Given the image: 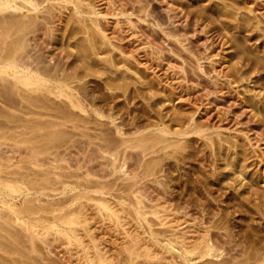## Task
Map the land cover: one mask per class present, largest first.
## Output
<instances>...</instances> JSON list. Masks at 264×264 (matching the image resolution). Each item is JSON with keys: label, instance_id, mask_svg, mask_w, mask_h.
<instances>
[{"label": "rangeland", "instance_id": "rangeland-1", "mask_svg": "<svg viewBox=\"0 0 264 264\" xmlns=\"http://www.w3.org/2000/svg\"><path fill=\"white\" fill-rule=\"evenodd\" d=\"M59 1L40 5L44 12L48 9L40 12L39 36L53 39L56 46L48 42L45 47L49 53L71 55L77 78L71 84L85 98L88 113L53 97L40 108L25 105L18 93L3 92L0 83V166L22 172L34 167L56 177L44 194L27 196L38 198L27 202L39 209L20 210L28 226L0 220V235L8 243L15 237L20 245L36 244L47 262L73 264L80 247L50 226L61 223L55 217L60 211L77 207L89 226H78L84 243L99 245L114 264H264V0H83L99 11L83 19L74 14L72 3ZM91 17L99 23L96 50L88 39L86 24L95 27ZM191 118L194 131L173 132L185 130ZM163 124L171 125L166 135L174 137L171 146L150 148L147 140L145 153L132 146L136 137ZM34 133H57L62 139L52 141L53 136L40 146ZM103 140L114 141L109 152H103ZM35 145L41 150L38 161L22 160ZM150 162L155 173L139 180L141 193L131 192L135 186L129 191L128 182ZM63 184L69 185L64 192ZM80 192L107 199L120 212L119 221L97 212L94 199L73 197ZM135 194L143 201L144 216L138 215ZM24 198L17 197L14 206L23 209ZM0 214L10 216L9 206L0 208ZM206 241L217 248L211 255H182L181 246L201 248ZM168 242H176L177 249ZM126 248L138 254L131 262Z\"/></svg>", "mask_w": 264, "mask_h": 264}, {"label": "bare ground", "instance_id": "bare-ground-1", "mask_svg": "<svg viewBox=\"0 0 264 264\" xmlns=\"http://www.w3.org/2000/svg\"><path fill=\"white\" fill-rule=\"evenodd\" d=\"M48 2V1H52V4H54L55 2L53 1H59V0H0V83H2L4 89L2 88V91H6V92H10V95L12 93H18L21 100L24 102V104H30V105H34L35 107H39L42 105L43 106V102L45 103V101H49V99H51V97L53 98H57L59 100V102L61 103H65L68 104L69 106L73 107V108H77L81 111V113L83 112H87L88 113V106L89 105H85V98L83 97V95H81V93H79L78 90H76V86L74 85V87L72 86L71 82L76 81V79L74 77H76V72L74 67V65H72V63L70 62V60L72 61V59L69 60V57L71 56H64L61 53H63L61 51V55H53L51 54L52 52L49 53V51H47L45 49V47H47L49 45L53 46L54 41L53 39L51 40V37L49 38V40H51L50 42L47 40V38L44 40V37H40L39 34H41V36H43V32L39 33L40 27H39V23H38V19L40 17V12L42 11V13H45L47 11V7L50 5H46L47 9L44 12L43 10H41L40 5L43 2ZM63 2H70L73 4L74 9L73 12L74 14L78 17V18H82L83 17H87L86 15L90 14L92 16L95 15H99V11L97 12L93 7L92 4H85L82 3L83 0H61ZM55 3V4H56ZM60 3V1H59ZM62 3V2H61ZM51 4V2L49 3ZM51 4V6H52ZM62 5V4H61ZM51 6L49 7V10L51 8ZM55 6V5H53ZM53 9V8H52ZM51 9V10H52ZM52 12V11H50ZM51 15V14H50ZM101 15V14H100ZM42 16V15H41ZM45 16V15H44ZM43 17V16H42ZM90 17V16H89ZM92 18V17H91ZM48 19V18H47ZM89 19V18H87ZM86 20V19H85ZM42 21V20H41ZM89 22V20H88ZM91 22L95 25L94 28L90 27L88 24L87 25V31L89 34V44L90 46L95 49L96 45H95V33L98 32L99 27L98 24L95 21V19H91ZM91 22H89L91 24ZM43 23V22H42ZM41 23V24H42ZM44 24V23H43ZM51 26V25H50ZM39 27V28H38ZM51 28V27H49ZM45 29V28H43ZM47 29V28H46ZM86 29V28H85ZM38 30V33H36V31ZM42 30V29H41ZM48 31V30H47ZM101 31V30H100ZM41 32V31H40ZM49 32V31H48ZM52 32V31H51ZM103 32V31H101ZM45 33V32H44ZM53 33V32H52ZM87 33V32H86ZM87 34V35H88ZM99 34H101L99 32ZM51 35V34H50ZM53 35V34H52ZM55 35L56 32H55ZM105 35V34H104ZM103 36V35H101ZM47 37V36H46ZM99 37V36H98ZM105 38V37H104ZM56 39V38H55ZM96 40V39H95ZM49 42V43H48ZM48 43V45H47ZM88 43V42H87ZM84 44V43H83ZM86 44V41H85ZM47 45V46H46ZM81 45V44H80ZM79 45V46H80ZM54 46H56L54 44ZM83 46V45H82ZM85 47L87 45H84ZM48 47V49H49ZM54 48V47H53ZM57 48V47H56ZM54 48V49H56ZM52 49V48H51ZM63 50V49H62ZM87 50V49H86ZM92 50V49H91ZM96 50V49H95ZM94 50V51H95ZM54 51V50H53ZM57 51V50H56ZM83 51V50H82ZM90 51V50H89ZM85 48H84V52L85 53ZM93 52V51H92ZM57 53V52H56ZM68 53V52H67ZM91 53V52H90ZM71 54V52H70ZM95 54V53H94ZM66 55V54H65ZM84 55V54H83ZM89 55V54H88ZM91 59V58H90ZM78 60V59H77ZM94 60V59H93ZM95 62V60H94ZM93 63V62H92ZM77 67V66H75ZM79 75V74H77ZM81 76V75H80ZM74 78V79H72ZM106 82V81H105ZM101 84V82H100ZM0 85V86H2ZM80 87V86H79ZM1 88V87H0ZM81 88V87H80ZM83 91V90H82ZM5 92V93H6ZM12 92V93H11ZM81 92V90H80ZM89 92V91H88ZM4 94V93H1ZM8 94V93H7ZM83 94V93H82ZM86 94V93H85ZM89 94V93H88ZM6 95H4L5 97ZM93 97V96H92ZM19 99V98H18ZM12 100V98H11ZM89 100V99H88ZM19 101V100H18ZM46 101V102H47ZM21 102V101H20ZM51 103V102H50ZM40 104V105H39ZM46 104V103H45ZM88 104V103H87ZM94 104V103H93ZM48 105V104H47ZM92 105V104H91ZM97 105V104H96ZM45 106V105H44ZM100 106V105H99ZM55 107V106H54ZM67 107V106H66ZM42 108V107H41ZM44 108V107H43ZM63 108V106H62ZM70 108V107H69ZM68 108V109H69ZM31 109V108H30ZM58 109V108H57ZM33 110V109H32ZM46 110V109H45ZM44 110V111H45ZM56 110V109H55ZM61 110V109H60ZM65 110V109H64ZM102 110V109H101ZM40 111V110H39ZM41 111V112H44ZM57 111V110H56ZM59 111V110H58ZM68 111V110H67ZM70 111V110H69ZM68 111V112H69ZM28 112V111H27ZM55 112V111H54ZM72 112V110H71ZM94 112L97 115H102L100 114L101 112L96 108V106L94 107ZM32 113V112H31ZM37 113V112H36ZM82 113V114H83ZM90 113V112H89ZM109 113V112H108ZM48 114V113H47ZM74 114V113H73ZM105 114V113H104ZM112 114V112H111ZM40 115V114H39ZM54 115V113H53ZM58 114H55V116ZM75 115V114H74ZM81 115V114H79ZM114 115V114H113ZM112 115V116H113ZM44 116V115H43ZM60 116V115H59ZM70 116V115H69ZM82 116V115H81ZM111 116V117H112ZM61 117V116H60ZM59 117V118H60ZM68 117V116H67ZM73 117V116H72ZM70 117L68 118V120L72 121L73 118ZM75 117V116H74ZM100 119V118H99ZM98 119V120H99ZM66 120V118H65ZM189 120V119H188ZM46 120H44L45 122ZM50 122V120H49ZM59 122V121H58ZM74 122V121H73ZM76 122V121H75ZM114 122V121H113ZM194 120L191 118L189 120V125L185 127V130H181V129H176L173 132L176 135H185L186 133H190L192 131H194L196 129V127H191L193 124ZM41 123V122H40ZM46 123V122H45ZM188 123V122H187ZM6 124V123H5ZM43 124V123H42ZM48 124V123H47ZM60 124V123H59ZM78 124V123H77ZM166 124V123H165ZM159 125V127H157V131L153 132V133H148V134H144L143 137H134L135 142L133 143V145L130 143V145H132L134 147V144L136 146H140V148L142 149V151L148 150L146 149L147 144H145V141H151V145L150 148H152V146H156L158 145V147L160 148V150L171 146V143H174V141L172 142V140L174 139H169L166 137L167 134L171 133V129L169 128L170 126L167 125ZM45 125V124H44ZM57 125V124H56ZM55 125V126H56ZM62 125V124H61ZM6 126V125H5ZM37 126V124H36ZM40 126V125H39ZM73 126V124H72ZM79 126V125H78ZM83 127V125H81ZM47 127V126H46ZM78 128V127H77ZM183 128V127H181ZM10 129H12L10 127ZM174 129V128H173ZM14 130V129H12ZM171 130V131H170ZM2 131V130H1ZM4 131V130H3ZM6 131V130H5ZM4 131V133H6ZM10 131V130H9ZM9 131L7 133H9ZM83 131V129H82ZM85 131V130H84ZM15 132V131H14ZM172 132V134H173ZM3 133V132H2ZM11 133V131H10ZM99 133V132H98ZM97 133V134H98ZM16 135H20L15 133ZM25 134V132H23V135ZM37 133H34V135ZM39 134V133H38ZM33 135L32 137H36V138H32V139H37V140H33L35 141V143L37 141H39V145L40 146H44L45 144L47 145L46 141H51L50 138L53 139L52 141H59L62 139L61 134H55L52 137L49 136L48 134L44 133V134H40V135ZM82 134V133H81ZM84 134V133H83ZM82 134V135H83ZM104 134V133H103ZM2 135V134H0ZM11 135V134H10ZM22 135V136H23ZM32 135V134H31ZM29 135V136H31ZM52 135V133H51ZM85 135V134H84ZM87 135V134H86ZM102 135V134H101ZM105 136V135H104ZM7 137V136H6ZM11 137V136H10ZM107 137V136H106ZM21 138V136H20ZM91 138V137H90ZM104 138V137H103ZM102 138V139H103ZM1 139V137H0ZM3 139V137H2ZM16 139V138H15ZM19 139V138H18ZM24 137L22 138V142H23ZM31 140V138L28 137V140ZM100 139V138H99ZM101 139V140H102ZM133 139V138H132ZM17 140V139H16ZM21 140V139H20ZM29 140V141H30ZM171 140V141H170ZM176 140V139H175ZM14 141V140H13ZM18 141V140H17ZM51 141V142H52ZM105 141V140H103ZM111 141V140H110ZM113 141V140H112ZM177 141V140H176ZM31 142V141H30ZM74 142V141H73ZM116 142V141H115ZM4 143V142H3ZM38 143V142H37ZM54 143V142H53ZM106 143V141H105ZM112 143V142H110ZM110 143H106L107 145L105 146L106 148H104L103 152L105 151H110ZM114 143V141H113ZM112 143V145H113ZM176 143V142H175ZM100 143H98L99 145ZM103 144V143H101ZM116 144V143H115ZM5 145V144H4ZM26 145V144H25ZM24 145V146H25ZM49 145V144H48ZM70 145V144H69ZM126 145V144H125ZM2 146V145H1ZM0 146V147H1ZM8 146V145H7ZM12 146V145H11ZM119 146V144H118ZM135 146V147H136ZM146 146V147H145ZM149 146V144H148ZM10 147V146H8ZM45 146V150H48ZM74 147V145L72 146ZM99 147V146H98ZM102 147V146H101ZM100 147V148H101ZM104 147V145H103ZM2 148V147H1ZM6 148V147H5ZM14 148V147H13ZM38 146H31L29 149V154L28 155H24V157L22 156V160H28V161H32L33 163L38 161L37 159V155L40 153L38 150ZM75 148V147H74ZM73 148V149H74ZM114 148V147H113ZM149 148V147H148ZM158 148V150H159ZM12 149V148H11ZM77 149V147L75 148ZM140 149V150H141ZM10 151V149H8ZM14 150V149H13ZM44 150V149H43ZM2 151V150H1ZM15 151V150H14ZM50 151V150H48ZM47 151V152H48ZM52 151V150H51ZM73 151V150H72ZM100 151V150H99ZM102 151V149H101ZM16 152V151H15ZM112 152V151H111ZM141 152V151H140ZM2 153V152H0ZM6 153V152H5ZM12 153V152H11ZM17 153V152H16ZM21 153V151H20ZM23 153V152H22ZM116 153V151L114 152ZM10 154V153H9ZM57 155V153H56ZM102 155V154H101ZM105 155V154H104ZM108 155V154H106ZM115 155V154H114ZM3 156V155H2ZM9 156V155H7ZM39 156V155H38ZM4 157V156H3ZM10 157V156H9ZM13 157V156H12ZM11 157V158H12ZM49 157V156H48ZM51 157V156H50ZM55 157V156H54ZM2 158V157H1ZM7 158V157H6ZM43 158V157H42ZM56 158V157H55ZM113 158V157H112ZM116 158V157H115ZM9 159V158H8ZM17 159V158H16ZM19 159V158H18ZM53 159V158H52ZM111 159V157H110ZM40 160V159H39ZM43 160V159H42ZM49 160V159H48ZM108 160V159H107ZM113 160V159H112ZM116 160V159H115ZM114 160V163H115ZM5 161V160H4ZM90 161V160H89ZM2 162V161H1ZM0 162V165H2V163ZM11 162V161H10ZM54 162V161H53ZM153 162V161H152ZM147 163L145 165L144 170H142L141 174L139 175H135L133 176V179H135V181L131 180V182H128V188L129 191L131 188H133L134 186L137 187L135 189H133V191L131 190V192H138L141 193V189H140V185L138 184L139 180L142 179L145 176H148L150 174H154L153 171L154 170V166H156L154 163L158 162L157 160H154V163ZM22 163V162H21ZM20 163V164H21ZM31 163V162H30ZM17 164V162H16ZM15 164V165H16ZM53 164V163H52ZM19 165V164H18ZM22 165V164H21ZM19 167H22V166ZM24 165V164H23ZM33 165V164H32ZM38 165V164H37ZM36 165V166H37ZM35 166V165H34ZM39 166V165H38ZM84 166V165H83ZM15 167V166H14ZM13 167V168H14ZM26 167V166H25ZM12 168V167H11ZM27 168V167H26ZM30 168V167H28ZM27 168V169H28ZM34 167H32V170L29 171H25L22 172L21 169H7L6 171L2 169V167L0 166V208H2L3 206L8 205L10 208V216H3L2 214H0V220H9L12 219L14 222L21 224V226H25L27 227V222L25 219H21V217L19 216V212L26 210L29 212H33L37 209L36 204L31 203L28 205V202H32L34 199V201H36L38 198H34L32 199L31 197L28 198L27 196H29V194H31L32 192H40L44 189H48V182L49 184L52 183L54 184V182H51L52 179L46 176L47 169L46 172H40L38 169V171L33 170ZM114 168H116L114 166ZM156 169V168H155ZM23 170V169H22ZM4 171V174H2L1 172ZM120 173V171H118ZM126 172V171H124ZM50 174V173H49ZM38 175L40 176L38 178ZM122 175V174H121ZM56 176V175H55ZM54 176V177H55ZM72 176V175H71ZM50 179V180H49ZM56 179V177L54 178ZM53 179V180H54ZM40 180V181H39ZM52 180V181H53ZM87 180V179H85ZM56 181V180H55ZM63 182H67V180H63ZM70 181V180H69ZM57 182V181H56ZM88 182V181H87ZM69 183V182H68ZM70 183H72L70 181ZM76 183H78V181H76ZM82 183L80 182L79 185H81ZM84 184V183H83ZM89 184V183H88ZM138 184V186H137ZM61 185V184H60ZM72 185V184H71ZM90 185V184H89ZM53 186V185H52ZM74 186V185H73ZM72 186V188H74ZM82 186H86V185H82ZM68 187L69 189V185L63 184V192L64 190ZM77 187V186H76ZM75 187V188H76ZM100 187V186H99ZM51 188V187H49ZM55 187L53 186L52 190ZM61 188V187H60ZM74 188V189H75ZM79 188V187H78ZM86 189L88 187H85ZM92 188V187H91ZM57 189V188H56ZM90 189V188H89ZM88 189V190H89ZM94 189V187H93ZM95 193L97 192L98 194H103L104 191H102L101 189L97 190V188H95ZM55 190V189H54ZM76 190V189H75ZM74 190V191H75ZM78 191V190H77ZM40 192V193H42ZM49 192V191H48ZM61 192V191H60ZM58 192V193H60ZM62 192V193H63ZM67 192V191H66ZM72 192V191H71ZM57 193V192H56ZM83 193H87L83 192ZM82 192L76 194L75 196H73L74 198H76L77 200L83 198H87V199H94L95 200V206L97 207L96 209L98 210L97 212L103 214V216L107 217L110 221H119V215L120 212L114 208V206L104 197H98V198H94L92 197L93 195H91V197L87 194H83ZM44 194V192H43ZM52 194V193H51ZM65 194V193H64ZM20 195H25V198L23 199V201L27 202V205L23 206V209L17 208L16 206H14V200L17 199V197H20ZM72 195V194H71ZM136 195V194H135ZM49 196V195H48ZM36 197V196H35ZM70 197V196H69ZM136 197V209L138 212V215L141 216V214L147 212V211H140L141 207L143 204L142 200L139 199L138 195L135 196ZM67 199V198H66ZM70 200V199H69ZM42 201V200H41ZM57 201V200H56ZM65 201V200H64ZM20 202V201H19ZM39 202V201H38ZM37 202V204H38ZM62 202V201H61ZM75 202V201H74ZM23 203V202H22ZM42 203V202H41ZM50 203V202H49ZM55 203V202H53ZM59 203V202H58ZM58 203L56 205H58ZM73 203V202H72ZM78 203V202H77ZM26 204V203H25ZM54 204V205H55ZM76 204V203H75ZM19 205V204H18ZM44 205V204H43ZM47 205V203H46ZM53 205V206H54ZM62 205H64L62 203ZM145 205V203H144ZM20 206V205H19ZM52 206V207H53ZM61 207V205H59ZM72 206V205H71ZM134 206V205H133ZM40 207V206H39ZM56 207V206H55ZM58 207V206H57ZM43 208H45L43 206ZM51 208V206H50ZM77 208V207H76ZM76 208L73 211H69V212H65L62 213V211H60V213L56 214L53 213L55 215V217L57 219H61L60 220V224L56 223L53 224L52 226H50L52 228V230L54 229V231H56L57 233L59 232V234L64 235L67 239H68V244L70 245H76L78 248L80 247L81 249V253H77L76 255V259L73 261V264H114L113 260L108 258V256L106 255V252H103L102 248L99 247V245H97L96 243L93 244H86L84 243V240L82 239V236L79 233V227L81 228H86L87 227V222H86V216L85 218L81 216L79 209ZM71 209V208H70ZM81 209V207H80ZM156 209V208H155ZM21 210V211H20ZM42 210V208L40 209ZM63 210V209H62ZM72 210V209H71ZM143 210V209H142ZM154 210V209H153ZM38 210H36L37 213ZM47 211V208H46ZM53 211V210H52ZM53 211V212H54ZM136 211V210H135ZM157 211V210H156ZM24 212V211H23ZM22 213V212H21ZM151 213V212H150ZM51 214V212H50ZM146 214V213H145ZM153 214V213H152ZM32 215V213H31ZM34 215V214H33ZM53 215V217H54ZM86 215V214H85ZM84 216V215H83ZM146 216V215H145ZM40 217V216H39ZM42 217V216H41ZM40 217V218H41ZM52 217V215H51ZM25 218V217H24ZM32 218V217H31ZM36 218V217H35ZM45 218V217H44ZM55 218V220H56ZM38 219V218H36ZM49 220V217H48ZM35 221V219H34ZM30 222V221H29ZM4 226V225H3ZM49 226V224H48ZM79 226V227H78ZM37 227V225H36ZM39 228V227H38ZM42 228V227H41ZM40 228V229H41ZM49 228V227H48ZM89 228V226L87 227ZM22 229V228H21ZM39 229V230H40ZM46 229V228H45ZM5 230V229H4ZM3 230V231H4ZM26 230V229H25ZM24 230V231H25ZM33 230H36V228L33 227ZM32 230V231H33ZM87 231V229H85ZM42 231V230H41ZM43 231H45L43 229ZM6 232V231H5ZM38 232V231H37ZM37 232H35L37 234ZM25 233H27L25 231ZM34 233V231H33ZM34 233V234H35ZM45 233V232H44ZM56 233V234H57ZM152 233V232H151ZM7 234V233H4ZM41 234V233H40ZM154 234V233H153ZM213 234V233H212ZM2 235V234H1ZM0 235V250L1 252L4 254L0 255V264H53L50 263L52 260H50V262H47L45 260V256H44V252H42L40 250V248H38V246L35 245H20L17 240V238H12L11 242H6V240L4 239V237H2ZM42 235V234H41ZM47 235V233L45 234V236ZM92 235V234H90ZM208 235V234H207ZM33 236V235H32ZM39 236V235H37ZM43 236V235H42ZM209 236V235H208ZM207 236V237H208ZM30 237V236H29ZM217 237V236H215ZM214 237V238H215ZM41 238V237H40ZM210 238V237H209ZM208 238V239H209ZM214 238L212 237L211 239H213L212 241H215ZM9 239V237H8ZM7 239V240H8ZM20 239V238H19ZM22 239V238H21ZM172 239V238H171ZM207 239V238H206ZM219 240V239H218ZM216 240V241H218ZM28 241V240H27ZM32 242V240H30ZM92 241V240H91ZM175 241V240H174ZM205 241V240H204ZM211 241V240H210ZM210 241H206L205 244L200 248V247H196V248H188L186 246H181V248L183 247V254L182 255H189V254H197L199 259L200 257L203 256H208L211 255L213 253V251L217 248L214 249V242H210ZM29 243V241H28ZM171 244L172 246H175L174 243L172 242H168V244ZM179 243V242H178ZM185 243V242H184ZM218 243V242H217ZM165 244V242H164ZM182 244V243H181ZM192 244V243H190ZM199 244V243H198ZM167 245V244H166ZM188 245V244H186ZM194 245V244H192ZM197 245V243L195 244ZM201 245V244H200ZM37 246V247H36ZM171 246V247H172ZM178 246V245H177ZM179 246V247H180ZM76 247V248H77ZM170 247V246H169ZM191 247V246H190ZM75 248V249H76ZM128 253H129V261H132V256L137 255L138 254L135 252V250L130 249V248H126ZM177 249V248H176ZM180 249V248H179ZM178 249V250H179ZM181 250V249H180ZM217 251V250H216ZM215 251V252H216ZM221 251V250H220ZM182 252V251H181ZM221 253V252H220ZM49 254V253H48ZM216 254V253H214ZM48 256V255H47ZM191 256V255H190ZM219 256V255H218ZM49 257V256H48ZM47 257V258H48ZM131 257V258H130ZM195 257V256H192ZM213 257V256H212ZM216 257V256H215ZM50 258V257H49ZM183 258V257H182ZM187 258V257H186ZM57 260V259H56ZM71 260V259H70ZM69 260V261H70ZM192 260V259H191ZM195 260V259H194ZM210 259H208L209 261ZM212 260V259H211ZM217 260H215L216 262ZM220 261V260H219ZM55 262V259H54ZM58 262V261H57ZM215 262H213L215 264ZM223 262V261H222ZM229 262V261H228ZM212 263V264H213ZM220 263V262H219ZM227 264V262H225ZM245 263V262H244ZM55 264V263H54ZM58 264V263H56ZM218 264V263H217ZM222 264V263H221ZM229 264V263H228ZM246 264V263H245Z\"/></svg>", "mask_w": 264, "mask_h": 264}]
</instances>
